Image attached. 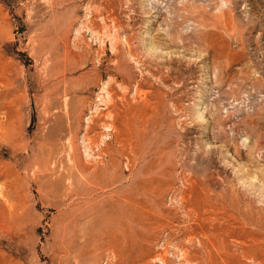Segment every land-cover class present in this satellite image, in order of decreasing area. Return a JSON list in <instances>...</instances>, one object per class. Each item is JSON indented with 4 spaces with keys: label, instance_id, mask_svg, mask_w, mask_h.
<instances>
[{
    "label": "rangeland",
    "instance_id": "1",
    "mask_svg": "<svg viewBox=\"0 0 264 264\" xmlns=\"http://www.w3.org/2000/svg\"><path fill=\"white\" fill-rule=\"evenodd\" d=\"M0 264H264V0H0Z\"/></svg>",
    "mask_w": 264,
    "mask_h": 264
},
{
    "label": "bare ground",
    "instance_id": "2",
    "mask_svg": "<svg viewBox=\"0 0 264 264\" xmlns=\"http://www.w3.org/2000/svg\"><path fill=\"white\" fill-rule=\"evenodd\" d=\"M93 143V142H92Z\"/></svg>",
    "mask_w": 264,
    "mask_h": 264
}]
</instances>
